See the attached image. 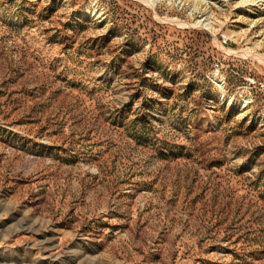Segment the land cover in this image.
<instances>
[{
  "label": "rangeland",
  "instance_id": "374dc122",
  "mask_svg": "<svg viewBox=\"0 0 264 264\" xmlns=\"http://www.w3.org/2000/svg\"><path fill=\"white\" fill-rule=\"evenodd\" d=\"M264 0H0V264H264Z\"/></svg>",
  "mask_w": 264,
  "mask_h": 264
},
{
  "label": "built area",
  "instance_id": "2783aa9c",
  "mask_svg": "<svg viewBox=\"0 0 264 264\" xmlns=\"http://www.w3.org/2000/svg\"><path fill=\"white\" fill-rule=\"evenodd\" d=\"M253 83H256L255 81L252 80ZM260 88L261 90L264 92V82H258L256 83Z\"/></svg>",
  "mask_w": 264,
  "mask_h": 264
}]
</instances>
